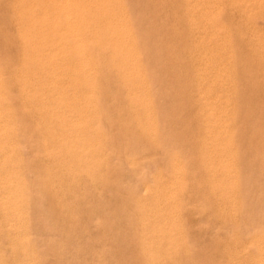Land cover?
<instances>
[{
    "label": "rangeland",
    "instance_id": "obj_1",
    "mask_svg": "<svg viewBox=\"0 0 264 264\" xmlns=\"http://www.w3.org/2000/svg\"><path fill=\"white\" fill-rule=\"evenodd\" d=\"M59 1L63 6L68 3L67 9L60 8L62 6ZM232 1L218 0L214 19L206 24L194 17L192 11L195 7L186 4V0H113V5L115 9L117 8L115 13L118 22L125 24L124 28L129 31L126 41L131 44L129 46H133L130 48L134 59L133 70H130L132 81L128 86L121 71L112 65L110 52L105 46L99 48L91 45L89 50L92 70L87 73L89 70L83 69L76 45L78 30L75 27L77 26L73 24L75 26L71 27L67 23L71 20L69 23L72 25L74 20V23L78 21L80 4L77 2L75 6L76 0L72 6L70 0L66 1L67 3L65 0H0V200H5L3 203L0 201V264H41V262L56 264L57 259H59L57 264H98V262L100 264L104 257L101 264H107L110 259L112 262L110 260L108 264H264V250L261 249L264 247H260V243L262 245L264 243V222L262 224L264 221L262 218L264 217V58H262L264 46H260L264 37L255 34V29L257 32L264 30V20L257 18L259 24L253 23L254 19L252 23H248L246 20L249 18L248 15L243 16L244 10H239H242V6L243 9L248 6L242 3L240 6L238 0H235L234 6L227 7ZM235 10H239V14L243 13L239 16ZM65 11L69 19L65 17ZM56 15L59 18L57 23L52 19H58ZM241 20L242 22L245 20L246 26L245 23L242 25ZM68 27L75 28L76 32L75 30L72 32V29L69 31ZM214 27H219L220 31L212 45L217 49L216 55H223L226 64L230 63L231 70L226 71L229 82L224 90L227 92H224L223 102L217 104L216 108L214 104L207 103L204 108L206 102L203 104V96H209L213 91L210 90L208 82L202 84L200 81L197 73L201 70H197L193 58L199 53L195 46L200 42L209 43ZM60 32L66 37L61 42L62 45L64 43V46L68 47L62 46L60 49L63 50L59 49L65 53L63 55L60 52L62 55L59 57L57 49L60 43L57 44L56 41H61L64 37L60 35L61 40H59ZM73 37L77 39L75 38L74 41ZM54 46L57 48L54 53L59 57L56 59H53L54 53L50 52L53 51ZM65 49H69L67 51L70 53L67 54ZM34 50L43 52L42 56L38 57ZM208 51L210 50H205L204 53L207 54ZM50 53L53 55L51 59ZM53 79L55 82H52ZM196 87L199 90L195 89ZM196 90L202 95L198 96ZM135 97L140 98V101L138 98L137 101L134 100ZM126 102L129 106L125 104ZM220 105L222 107L219 108ZM218 110H224L228 117L221 113L220 118H217ZM214 112L217 114L215 123L219 120L218 124L214 123ZM73 119H76L74 123ZM222 119H228V122ZM28 126L31 128L29 129ZM216 127L219 130L221 128L222 133L221 130L216 131ZM225 128L231 129V132ZM214 131L221 135L216 134V136L215 133L213 135ZM222 134L226 136L225 139L220 137ZM210 136L212 139L218 138L216 144ZM22 139H27L24 142L26 145L22 144ZM44 139L47 143H43ZM206 139L210 142L206 143ZM229 139L232 140V145L225 146ZM218 140L224 143L226 141L225 145ZM141 142L146 143L140 144ZM210 144L214 146L213 150H210L212 148ZM27 146L30 149L27 148L29 151L26 152ZM44 147L49 152H46ZM43 150L46 153H42ZM151 151L157 155L150 153ZM220 152H223V155ZM47 153L52 155L53 160ZM205 153L212 154L208 156ZM23 154H26L25 159ZM33 154L36 156L32 157ZM161 159L162 161H159ZM153 160H156L155 164ZM206 162L208 166H205ZM243 162L248 164L243 166ZM180 163L183 164L180 166ZM177 165L180 168H177ZM230 166L232 168L229 169ZM243 167L245 169H242ZM132 180H136L135 183ZM215 182L216 185L219 183V187ZM169 183L171 186L167 188ZM182 183L185 184L183 187ZM172 185L174 190L170 188ZM177 185H180L179 190ZM168 191L172 197L173 193L177 194L172 198L168 196ZM225 192L228 193L224 194ZM120 193L127 196H121ZM36 194L40 199L35 196ZM250 195L252 198L249 197ZM36 200L38 204L40 203L39 206ZM31 203L32 205L35 203L34 210ZM47 209L55 215L48 214ZM199 212L203 214L199 215ZM35 214L34 219L39 218L38 221L32 219ZM54 218H58L57 221H54ZM64 218L70 223L67 224ZM255 220H259L256 221L257 224ZM233 222L234 225H231ZM172 223L174 226H171ZM58 226L62 227L58 228ZM39 227L43 229V233L40 232L42 236L38 235ZM170 228L173 230L171 231ZM252 231H255V234ZM89 235L93 237L92 241ZM243 235L246 237L243 238ZM46 237L54 240L49 241ZM36 238L40 239V242L36 240L35 243ZM62 238L68 239L66 242H71L72 245L69 246ZM45 240L48 245L44 243ZM48 246L49 249L45 248ZM57 246L60 248L59 251L56 249ZM46 251L51 252V255ZM43 257L49 259L44 260ZM94 258L97 263L94 262Z\"/></svg>",
    "mask_w": 264,
    "mask_h": 264
},
{
    "label": "bare ground",
    "instance_id": "obj_2",
    "mask_svg": "<svg viewBox=\"0 0 264 264\" xmlns=\"http://www.w3.org/2000/svg\"><path fill=\"white\" fill-rule=\"evenodd\" d=\"M53 1V0H52ZM69 2V0H65V3H67V2ZM75 1V0H74ZM73 1V2H74ZM136 1V0H135ZM217 1L218 0H186V4H188V5H193V7H195V10L194 11H192V13H193V15H194V17H196L197 19H198V21H200V22H205L206 24H208L209 22H211V21H213V19H214V13H215V7H217L216 6V4H217ZM235 0H233L231 3H230V5L228 6L227 5V7H232V6H234V4H233V2H234ZM242 1V2H241ZM60 2V3H59ZM58 3L60 4V6H62V7H60V8H63V9H67V6H68V3L66 4V6L64 5H61V1H59ZM70 2H71V0H70ZM73 2H71V6H72V4H73ZM77 2L80 4V10H79V12H78V14H77V17H78V21L76 22V23H74L75 22V20H74V22L72 23V25H70V21L69 22H67L68 23V25L69 26H71V27H73V26H75V25H73V24H76V26L77 27H75V28H77L76 30H78V33H77V38L76 37H73V39H74V41H75V38L77 39V46H78V49H79V51L78 52H80L79 54H80V60H81V64H82V67H83V69L84 70H89V72L87 71V73H90V70H92V61H91V58H90V50H89V48L91 47V45L92 46H97V47H99V48H101V47H103V46H105V47H107L108 48V50H109V52H110V57H111V59H112V61H111V63H112V65L114 66V67H116V69L117 70H120L121 71V74H122V76H123V79H124V81H125V83L128 85V86H130V84H131V81H132V78H131V72H130V70H133V67H132V63H133V58H132V54H131V47H133V46H129V45H131L130 43H127L128 41H126L127 40V37H128V35H129V31L128 30H126L125 28H124V25L122 24V23H120V22H118V16L116 15V13H115V10L117 9H115V7H114V3H113V0H76V2L74 3L75 4V6H76V4H77ZM238 2V5H240V3H242V4H244L245 6H248V7H245L244 9H243V7L244 6H242V10L241 9H239L240 11H243L244 10V13H246V14H244L243 12H241V13H243L242 15L244 16V15H248V17L251 19H247L246 18V20H248V23L250 22V23H252V19H254V21H256V22H254L253 21V23H258V21L256 20L257 18H262L263 20H264V0H238L237 1ZM236 2V3H237ZM57 3V4H58ZM63 3H64V1H63ZM246 3V4H245ZM247 3L249 4V5H247ZM56 4V5H57ZM119 5V4H118ZM187 5V6H188ZM219 5V4H218ZM54 6H55V4H54ZM78 6V5H77ZM236 6H237V4H236ZM241 6V5H240ZM70 7V6H69ZM121 7H122V5H121ZM121 7L119 6V9L121 10ZM126 7H127V5H126ZM134 7V6H133ZM137 7V6H136ZM239 7V6H238ZM237 7V8H238ZM71 8V7H70ZM74 8H76V7H74ZM140 8V7H139ZM234 8V7H233ZM132 9V8H131ZM189 9V8H188ZM221 9V8H220ZM219 9V10H220ZM61 9H59V11H60ZM70 10V9H69ZM192 10H193V8H192ZM218 10V11H219ZM230 10V9H229ZM238 10V11H239ZM135 11H137L136 9H135ZM228 11V10H227ZM233 11V10H232ZM238 11H236L235 10V12L236 13H238ZM239 11V12H240ZM66 12V11H65ZM72 12V11H71ZM139 12V11H138ZM126 12H124V14H125ZM135 13V12H134ZM192 13H190V14H192ZM241 13L239 14V16H241ZM55 14V13H54ZM66 14H67V12L66 13H64V15H65V17H66ZM70 14V13H69ZM131 14H132V10H131ZM139 14V13H138ZM72 15V14H71ZM70 15V16H71ZM76 15V12L74 13V16ZM133 15V14H132ZM136 15H137V13H136ZM59 16V15H58ZM190 16V15H189ZM54 17V16H53ZM56 17H57V15H56ZM55 17V18H56ZM71 17H73V16H71ZM70 17V18H71ZM133 17V16H132ZM136 17V16H135ZM134 17V18H135ZM44 18V17H43ZM58 18V17H57ZM67 19H69L68 17H66ZM192 18V17H191ZM49 18H47V20H48ZM53 19V21H56L55 23H57V20H59V18L58 19H54V18H52ZM73 19L74 18H72V21H73ZM242 19V18H241ZM232 20V19H231ZM245 21V20H244ZM242 22V20H241V22H242V25L245 23V22ZM197 22V21H196ZM196 22H194V25H196L195 23ZM55 23H54V27H55ZM146 24H148L147 22H146ZM259 24V23H258ZM67 25V26H68ZM123 25V26H122ZM136 25H138V24H136ZM58 26H59V24H58ZM212 26V25H211ZM210 26V27H211ZM245 26H246V23H245ZM262 26V25H261ZM264 26V25H263ZM129 27V26H128ZM198 27H200V26H198ZM244 27V26H243ZM34 28V27H33ZM75 28L74 29H72V28H70V27H68V29H69V31H70V29H72V32H73V30H75ZM160 28V27H159ZM41 29H43V28H41ZM56 29H58V27H57V25H56ZM214 29V31L212 32V34L211 33H209V34H211L210 35V41H209V43H203V42H200L198 45H196L195 46V48L197 49V51H199V53H197L195 56H194V58H193V61H194V64H196L197 65V70H201V71H199L197 74L199 75V77H200V81L202 82V84L203 83H207L208 82V84L210 85V90H212L213 91V93L210 95L209 94V96H203V98H202V100H203V104L206 102V104H204V108H205V106L207 105V103H212V105L214 104L215 106H214V108H216L218 105H219V103H221V102H223L222 101V99H223V97H225L224 96V92H227V91H224L225 89H226V84L229 82L228 81V79H229V77L228 76H226L227 75V73H226V71L227 70H231V65H230V63L229 62H227V64H226V59H225V57L223 56V55H216V51H217V49H215L214 47H215V45H212V42H213V40L216 38V37H218V34H219V31H220V29H219V27H214L213 28ZM64 30V29H63ZM76 30H75V32H76ZM209 30H212V28H209ZM247 30V29H246ZM18 31H20L19 29H18ZM62 31V30H61ZM68 31V30H67ZM66 31V32H67ZM68 31V32H69ZM64 32V31H63ZM74 32V33H75ZM192 32V31H191ZM248 32V31H247ZM255 34H258V35H260V36H262V37H264V30H262L261 32H257L256 31V29H255ZM20 32H18V34H19ZM20 35H21V33H20ZM60 35H61V32H60V34H59V37H60ZM133 35V34H132ZM225 35V34H224ZM249 35V34H248ZM36 36V35H35ZM64 35H61V37H63ZM175 36V35H174ZM237 36V35H236ZM58 37V38H59ZM61 37H60V39L59 40H61ZM65 37V36H64ZM63 37V39L61 40V41H56L57 42V44L58 43H60V47L57 49V48H55V46H54V48H53V51H50V52H52V54L55 52V50L57 49L59 52H58V54H60V52L61 53H63V51H60V50H63V49H60V48H62V46H64V43H63V45H62V43L61 42H63L65 39H66V37L64 38ZM70 38H71V36H69ZM68 36H67V38H69ZM26 38V37H25ZM21 40H22V38H20ZM33 39H34V37H33ZM134 39V38H133ZM156 39H157V37H156ZM43 40V39H42ZM53 40V39H52ZM164 40V39H163ZM203 40V39H202ZM224 40V39H223ZM74 41H72L73 43H74ZM66 42H67V40H66ZM131 42V41H130ZM159 42V41H158ZM223 42V41H222ZM261 42H262V44L260 43V46L262 47V46H264V40L262 41L261 40ZM31 44V43H30ZM38 44V43H37ZM46 44V43H45ZM75 44V43H74ZM73 44V45H74ZM42 46V45H41ZM75 46V45H74ZM77 46L75 47V48H77ZM205 46H208V47H205ZM34 47V46H33ZM36 47V46H35ZM34 47V48H35ZM64 47H68L67 45L66 46H64ZM63 47V48H64ZM45 48V51L47 50V46L46 47H44ZM106 48V49H107ZM208 48V49H207ZM50 49V48H49ZM60 49V50H59ZM77 49V50H78ZM160 49H161V47H160ZM67 50H69V49H67ZM66 49H65V51H66V53L68 54V52L69 51H67ZM77 50H76V52H77ZM205 50H210V51H208V53L206 54V53H204V51ZM37 50H34V52L36 53V55L39 57H41L42 56V53H40V52H36ZM64 51V52H65ZM49 52V51H48ZM47 52V53H48ZM137 52H138V50H137ZM203 52V53H202ZM44 53H46V52H44ZM56 53H57V51H56ZM70 53V52H69ZM158 53V52H157ZM188 54V53H187ZM230 54V53H229ZM229 54H227V55H229ZM242 54V53H241ZM253 54V53H252ZM251 54V55H252ZM263 55H264V51H263V53H262ZM62 54H60L59 55V57L61 56ZM63 55H65V53H63ZM36 56V57H37ZM52 56L53 55H51V53H50V59L52 58ZM58 56V55H57ZM56 56V54L54 53V58L53 59H56V58H59V57H57ZM229 57V56H228ZM254 57V56H253ZM101 58V57H100ZM255 58V57H254ZM262 58H264V56L262 57ZM144 59V58H143ZM228 61V60H227ZM239 61V60H238ZM237 61V62H238ZM50 62V61H49ZM48 64V63H47ZM69 65V64H68ZM151 65V64H150ZM73 66V65H72ZM80 67H81V65H80ZM201 67V68H200ZM241 67V66H240ZM243 67V66H242ZM71 68V67H70ZM74 68V67H73ZM153 68V67H152ZM63 69V68H62ZM69 69V68H68ZM64 70V69H63ZM150 70H152V69H150ZM248 70V69H247ZM65 71V70H64ZM73 71V70H72ZM136 71V70H135ZM61 72H62V70H61ZM165 72H166V70H165ZM151 73V72H150ZM60 74H62V73H60ZM135 74V73H134ZM255 74H257V73H255ZM259 75V74H258ZM60 76V75H59ZM58 76V77H59ZM183 76V75H182ZM244 76V75H243ZM69 77V76H68ZM252 77V76H251ZM70 78V77H69ZM72 78V77H71ZM241 78V77H240ZM73 79V78H72ZM138 79V78H137ZM164 79H165V77H164ZM55 79H53L52 80V82H55L54 81ZM186 81V80H185ZM262 81V80H261ZM184 83V82H183ZM191 84V83H190ZM233 84V83H232ZM158 85V84H157ZM52 86H53V84H52ZM190 87V86H189ZM207 87V86H206ZM92 88V87H91ZM153 88H155V87H153ZM152 88V89H153ZM191 88V87H190ZM90 89V88H89ZM158 89H159V87H158ZM180 89V88H179ZM195 89H197V90H199L197 87L195 88ZM205 89H207V88H205ZM73 90V89H72ZM196 90V91H197ZM201 90V89H200ZM101 91V90H100ZM206 91V90H205ZM249 91V90H248ZM24 92V91H23ZM22 92V93H23ZM159 92V91H158ZM193 92V91H192ZM203 92H204V90H203ZM229 92V91H228ZM132 93V92H131ZM160 93V92H159ZM191 93V92H190ZM197 93H199V95L198 96H200V95H202V93H200V92H198L197 91ZM262 93V92H261ZM158 94V93H157ZM189 94V93H188ZM192 94V93H191ZM208 93H206V95H207ZM62 95V94H61ZM235 95H238V94H235ZM2 97H3V95H2ZM134 97V96H133ZM186 97V96H185ZM229 97H231V96H229ZM27 98V97H26ZM110 98V97H109ZM136 98H138V97H135L134 98V100H136ZM196 98V97H195ZM195 98H194V100H195ZM128 99V98H127ZM140 98H138V100H139ZM201 99V98H200ZM60 100H61V98H60ZM59 100V101H60ZM110 100V99H109ZM155 99H153V101H154ZM160 100V99H159ZM225 100V99H224ZM227 100V99H226ZM137 101V100H136ZM140 101V100H139ZM163 101V100H162ZM236 101V100H235ZM58 102V100H56V103ZM142 102V101H141ZM151 102V101H150ZM156 103H157V101H155ZM167 102V101H166ZM225 102H229V101H225ZM21 103V102H20ZM194 103H195V101H194ZM83 104V103H82ZM125 104H127V102L125 103ZM148 104V103H147ZM218 104V105H217ZM17 105H19V104H17ZM160 105V104H159ZM158 105V106H159ZM164 105V104H163ZM193 105V104H192ZM211 104H210V106H212ZM234 105V104H233ZM66 106H67V104H66ZM93 106H94V104H93ZM127 106H129L128 104H127ZM155 106V105H154ZM209 106V107H210ZM249 106V105H248ZM80 107V106H79ZM209 107H207V108H209ZM220 107H222L221 105L219 106V108ZM81 108V107H80ZM86 108V107H85ZM128 108V107H127ZM146 108V107H145ZM159 107H157V109H158ZM164 108V107H163ZM171 108V107H170ZM195 108H197V107H195ZM226 108V107H225ZM72 109V108H71ZM211 109H213V107H211ZM210 109V111L212 112V114H213V111ZM223 109H224V107H223ZM176 110V109H175ZM222 110V109H221ZM20 111V110H19ZM22 111L23 112H25V110H23L22 109ZM158 111V110H157ZM172 111V110H171ZM202 111V110H201ZM209 111V110H208ZM21 112V111H20ZM22 112V113H23ZM54 112H55V110H54ZM61 112V111H60ZM62 112H63V110H62ZM120 112H121V110H120ZM119 112V113H120ZM199 112V111H198ZM210 112V113H211ZM218 112H219V115H217V114H215V112H214V117H215V115H217L216 117L218 118H220V115H222L221 113H224V110L223 111H219L218 110ZM226 112V111H225ZM21 113V114H22ZM56 113V112H55ZM152 113V112H151ZM210 113H209V116L211 117V115H210ZM27 114V113H26ZM69 114V113H68ZM72 114V113H71ZM103 114V113H102ZM228 114V113H227ZM53 115V114H52ZM206 115H208L207 113H206ZM205 115V116H206ZM223 115H226V113H224ZM26 116V115H25ZM26 117H28V116H26ZM105 117V116H104ZM107 117V116H106ZM207 117V116H206ZM214 118V123H215V119H217V118ZM226 118L228 117L227 115L225 116ZM66 118V117H65ZM223 118V117H222ZM63 119V118H62ZM86 119V118H85ZM103 119H105V118H103ZM137 119V118H136ZM204 119H205V117H204ZM209 119V118H208ZM213 119V118H212ZM46 120V119H45ZM74 120H76V119H73L72 120V122L74 121ZM108 120V119H107ZM144 120V119H143ZM222 120H225V121H227L228 122V119L226 120V119H222ZM222 120H220V121H222ZM62 121V120H61ZM80 121V120H79ZM106 121V120H105ZM104 121V122H105ZM201 121V120H200ZM219 120H217V122H218ZM78 122V121H77ZM81 122V121H80ZM83 122V121H82ZM85 123L87 122V121H84ZM133 122H134V119H133ZM160 122V121H159ZM185 122V121H184ZM205 122V121H204ZM213 122V121H212ZM211 122V123H212ZM216 122V123H217ZM227 122H226V127L228 126L227 125ZM230 122V121H229ZM74 123V122H73ZM124 123V122H123ZM206 123V122H205ZM204 123V124H205ZM209 123V122H208ZM214 123H212V124H214ZM215 123V124H216ZM221 123V122H220ZM40 124V123H39ZM39 124H37V125H39ZM43 124V123H42ZM76 124V123H75ZM82 124V123H81ZM136 124V123H135ZM188 124V123H187ZM190 124H192V123H190ZM218 124V123H217ZM225 124V123H224ZM229 124V123H228ZM35 125V124H34ZM49 125H50V123H49ZM105 125H107V124H105ZM203 125V124H202ZM221 125H223V123L221 124ZM29 126H31V125H29ZM28 126V127H29ZM84 126V125H83ZM137 126V125H136ZM219 126V125H218ZM115 127H116V125H115ZM225 127V126H224ZM31 127H29V129H30ZM105 128V127H104ZM106 128H107V126H106ZM220 128V127H219ZM203 129H205V128H203ZM208 129H213V128H208ZM217 129V130H216ZM223 129V128H222ZM227 128H225V130H226ZM152 130V129H151ZM154 130V129H153ZM172 130V129H171ZM214 130V129H213ZM215 130L216 131H218L219 129H218V127H216L215 128ZM220 130H221V128H220ZM220 130H219V132H220ZM231 130V129H230ZM229 129H227V131H230ZM238 130V129H237ZM46 131V130H45ZM184 131V130H183ZM186 131V130H185ZM184 131V132H185ZM189 131V130H188ZM206 131V130H205ZM21 132V131H20ZM32 132V131H31ZM114 132V131H113ZM210 132H212V130L210 131ZM216 133L215 131L213 132V135H214V133H215V135L217 134V135H219L220 133ZM231 132V131H230ZM130 133V132H129ZM221 133H222V130H221ZM21 134V133H20ZM139 134V133H138ZM184 134H186V133H184ZM190 134H191V132H190ZM207 134V133H206ZM167 135V134H166ZM179 135H180V133H179ZM211 135V134H210ZM212 135V136H213ZM216 135V136H217ZM221 135V134H220ZM224 134H222V136H223ZM225 135H226V132H225ZM220 136L221 138H226V136ZM231 135V134H230ZM20 137H21V135H19ZM19 136H17L18 138H19ZM184 136V135H183ZM42 137V136H41ZM140 137V136H139ZM219 137V136H218ZM24 138H26V136L24 137ZM129 138V137H128ZM144 138V137H143ZM181 138H183V137H181ZM210 138H211V136H210ZM224 138V139H225ZM243 138V137H242ZM28 139V138H27ZM27 139H25L26 141H27ZM32 139V138H31ZM41 139V138H40ZM61 139V138H60ZM63 139V138H62ZM145 139V138H144ZM209 139V138H208ZM212 139V138H211ZM217 139L218 138H216V137H214V139H212V141L214 140V144H216L217 143ZM230 139H231V137H230ZM228 140V143H226V141H225V143H226V145H225V143L222 141V140H218L219 142H223L222 144H224L225 146H227V144H229V145H232V140ZM23 140V139H22ZM25 140H23L22 141V144L24 143V142H26ZM69 140V139H68ZM130 141H131V138L129 139ZM183 140V139H182ZM44 141L45 142H43V143H47L46 142V140L44 139ZM123 141H124V139H123ZM126 141H127V139H126ZM153 141V140H152ZM163 141V140H162ZM185 141H186V139H185ZM205 141V140H204ZM230 141V142H229ZM135 142V141H134ZM161 142V141H160ZM202 143H204L203 141H201ZM208 142H210V140L208 141ZM207 142V139H206V143H208ZM216 142V143H215ZM242 142V141H241ZM33 143V142H32ZM62 143V142H61ZM125 143V142H124ZM144 143V142H143ZM142 142L140 143V144H143ZM146 143V142H145ZM144 143V144H145ZM211 143H213V142H211ZM25 145H26V143H24ZM23 144V145H24ZM161 144H162V142H161ZM191 144H192V142H191ZM205 144V143H204ZM20 145H21V143H20ZM20 145H19V147H20ZM28 145V144H27ZM148 145V144H147ZM210 145H212V144H210ZM33 146V145H32ZM43 146H45V145H43ZM71 146V145H70ZM117 146V145H116ZM123 146V145H122ZM141 146V145H140ZM143 147H144V145H142ZM146 146V145H145ZM162 146V145H161ZM182 146V145H181ZM187 146V145H186ZM199 146V145H198ZM207 146V145H206ZM218 146V145H217ZM25 147V146H24ZM30 147V146H29ZM46 148H47V146H45ZM44 147V148H45ZM111 147V146H110ZM114 147V146H113ZM112 147V148H113ZM118 147V146H117ZM127 147V146H126ZM147 147V146H146ZM163 147V146H162ZM174 147V146H173ZM195 147V146H194ZM194 147H193V149H194ZM201 147H203V146H201ZM213 145H212V148L210 149V150H213ZM220 147H221V145H220ZM220 147H219V149H220ZM230 147V146H229ZM21 148H22V145H21ZM28 148V146L25 148V150ZM43 148V149H44ZM45 148V149H46ZM156 148V147H155ZM161 148V147H160ZM188 148V147H187ZM216 148V147H215ZM214 148V149H215ZM236 148V147H235ZM244 148H245V145H244ZM28 149H30V148H28ZM26 150V152L27 151H29V150ZM47 149H49V148H47ZM46 149V150H47ZM50 149H51V146H50ZM114 149H115V147H114ZM113 149V152H115V150ZM154 149V148H153ZM157 149H158V147H157ZM180 149V148H179ZM178 149V150H179ZM218 149V150H219ZM224 149H226L225 147H224ZM242 149V148H241ZM23 150V149H22ZM35 150V149H34ZM52 150V149H51ZM132 150V149H131ZM134 150V149H133ZM136 150V149H135ZM141 150V149H140ZM149 150V149H148ZM152 150V149H151ZM161 150V149H160ZM159 150V151H160ZM198 150H199V148H198ZM197 150V151H198ZM204 150V149H203ZM227 150V149H226ZM250 150V149H249ZM253 150V149H252ZM36 151V150H35ZM34 151V153H36L37 154V152H35ZM118 151H119V149H118ZM117 151V152H118ZM153 151V150H152ZM152 151L150 152V153H152ZM155 151H156V149H155ZM158 151V150H157ZM158 151V152H159ZM191 151V150H190ZM194 151H196V150H194ZM202 151V150H201ZM221 151V150H220ZM222 151H224V150H222ZM237 151V150H236ZM245 151V150H244ZM244 151H243V153H244ZM23 152V151H22ZM46 152H49V150H47ZM46 152H44V150L42 151V153H46ZM51 152V151H50ZM121 152V151H120ZM123 152V151H122ZM179 152V151H178ZM207 152H209L208 150H207ZM215 152V151H214ZM218 152V151H217ZM225 152V151H224ZM253 152V151H252ZM41 153V155H44V154H42ZM116 153V152H115ZM137 153V152H136ZM135 153V154H136ZM140 154H141V152H139ZM154 153V152H153ZM152 153V154H153ZM159 153H161V152H159ZM184 153V152H183ZM193 153V152H192ZM195 153V155H196V152H194ZM200 153V151L198 152V154ZM204 153V152H203ZM221 154L223 153V152H220ZM49 153H47V155H48ZM50 154H52V153H50ZM54 154V153H53ZM111 154V153H110ZM117 154H119L120 155V153H117ZM138 154V153H137ZM156 153H154V155H155ZM189 154V153H188ZM212 154V153H211ZM211 154H209V155H211ZM221 154H219V155H221ZM227 154V153H226ZM245 154V153H244ZM258 154V153H257ZM26 155V154H25ZM24 154H23V158H24V156H25ZM28 155V154H27ZM134 155V154H133ZM142 155V154H141ZM153 155V156H154ZM157 155V154H156ZM163 155V154H162ZM203 155V154H202ZM205 155H208V154H206L205 153ZM204 155V156H205ZM208 155V156H209ZM223 155V154H222ZM242 155V154H241ZM247 155V154H246ZM252 155V153L250 154V156ZM14 156V155H13ZM30 156H31V152H30ZM34 156V154L32 155V157ZM36 156V155H35ZM34 156V157H35ZM50 158H52L50 155H48ZM58 156V155H57ZM121 156V155H120ZM127 156H128V153H127ZM136 156V155H135ZM150 156H152V155H150ZM161 156V155H160ZM191 156H192V154H191ZM225 156V155H224ZM249 156V155H248ZM45 157H47V156H45ZM44 157V158H45ZM117 157V156H116ZM122 157V156H121ZM142 158H144V156H141ZM148 156H146V158H147ZM203 157V156H202ZM216 156L214 155V158H215ZM218 157H220V156H218ZM221 157H223V156H221ZM242 157V156H241ZM28 158V157H27ZM30 158V157H29ZM37 158V157H36ZM39 158V157H38ZM101 158H103V157H101ZM123 158H124V156H123ZM156 158H159V157H157L156 156ZM161 158V157H160ZM171 158V157H170ZM175 158V157H174ZM240 158V157H239ZM245 158V157H244ZM249 158V157H248ZM251 158V157H250ZM25 159V158H24ZM112 159H113V157H112ZM116 159V158H115ZM216 159V158H215ZM226 159V158H225ZM255 159V158H254ZM258 159V158H257ZM256 159V160H257ZM36 160V159H35ZM52 160H53V158H52ZM85 160V159H84ZM83 160V161H84ZM139 160H142V159H139ZM150 160V159H149ZM157 160V159H156ZM155 160V161H156ZM174 160V159H173ZM218 160H220V159H218ZM218 160H217V162H218ZM221 160H223V159H221ZM255 160V161H256ZM23 161V160H22ZM25 161V160H24ZM27 161H30V160H28L27 159ZM82 161V162H83ZM86 161V160H85ZM117 161V160H116ZM123 161V160H122ZM154 160H153V162H154V164L156 163ZM159 161H162V159L161 160H159ZM163 161H165V160H163ZM170 161V160H169ZM175 161V160H174ZM173 161V162H174ZM190 161H192V160H190ZM230 161V160H229ZM240 161V160H239ZM241 161H244V160H241ZM249 161V160H248ZM114 162V161H113ZM125 162V161H124ZM166 162V161H165ZM225 162L227 163V161L225 160ZM233 162V161H232ZM250 162V161H249ZM19 163V162H18ZM26 163V162H25ZM72 163V162H71ZM148 163V162H147ZM146 163V164H147ZM161 163V162H160ZM177 164H178V162H176ZM209 163V162H208ZM22 164H23V162H22ZM111 164H113V163H111ZM150 164V163H149ZM149 164L147 165V166H149ZM151 164H153V163H151ZM154 164H153V166H154ZM162 164V163H161ZM183 163H180V166L182 165ZM202 164V163H201ZM220 164H222V163H220ZM244 164H248V163H245V162H243V166H244ZM250 164V163H249ZM258 164V163H257ZM92 165V164H91ZM124 165V164H123ZM175 165V164H174ZM207 165V162H206V164H205V166ZM218 165V164H217ZM228 165V164H227ZM239 165H240V162H239ZM252 165V164H251ZM45 166V165H44ZM89 166V165H88ZM116 166V165H115ZM120 166V165H119ZM125 166V165H124ZM127 166V165H126ZM145 166V165H144ZM157 167L159 166V165H156ZM155 166V167H156ZM162 166H164V165H162ZM178 166V165H177ZM208 166V165H207ZM28 167V166H27ZM128 167V166H127ZM152 167V166H151ZM151 167H149V168H151ZM161 167V166H160ZM165 167V166H164ZM163 167V168H164ZM172 167H174L173 165H172ZM209 167H210V165H209ZM218 167V166H217ZM234 167V166H233ZM241 167V166H240ZM74 168V167H73ZM129 168H130V166H129ZM166 168V167H165ZM169 168V167H168ZM177 168H180L179 166L177 167ZM176 168V169H177ZM223 168V167H222ZM230 168H232L231 166L229 167V169ZM249 168V167H248ZM251 168H252V166H251ZM126 169V168H125ZM146 169V168H145ZM153 169V168H152ZM172 169V168H171ZM173 169H175V168H173ZM220 169V168H219ZM229 169H227V170H229ZM242 169H245L244 167L242 168ZM257 169V168H256ZM147 170H148V168H147ZM178 170V169H177ZM189 170H191V168L189 169ZM233 170H234V168H233ZM261 170V169H260ZM26 171H27V169H26ZM129 171V170H128ZM169 171H170V168H169ZM195 171V170H194ZM221 171V170H220ZM243 171V170H242ZM247 171V170H246ZM33 172V171H32ZM130 172V171H129ZM162 172V171H161ZM173 171H171V173H172ZM174 172H176V170L174 171ZM196 172V171H195ZM251 172V171H250ZM29 173H30V171H29ZM85 173V172H84ZM130 173H133V172H130ZM166 173V172H165ZM171 173H169V174H171ZM179 172L177 171V174H178ZM211 173V172H210ZM209 173V174H210ZM215 173V172H214ZM229 173H230V171H229ZM228 173V174H229ZM234 173V172H233ZM252 173V172H251ZM257 173V172H256ZM33 174H34V172H33ZM49 174V173H48ZM135 174V173H134ZM166 174H168V172L166 173ZM168 174V175H169ZM174 174V173H173ZM172 174V175H173ZM189 174V173H188ZM193 174H194V172H193ZM27 175H29V174H27ZM130 175V174H129ZM131 175H133V174H131ZM171 175V176H172ZM174 175H176V173L174 174ZM180 175H182V174H180ZM190 175V174H189ZM247 175H249V174H247ZM34 176H35V174H34ZM136 176V175H135ZM166 176V175H165ZM179 176V175H178ZM231 176H233L232 175V173H231ZM237 176V175H236ZM242 176H244V175H242ZM252 176V175H251ZM22 177V176H21ZM32 177V176H31ZM132 177V176H131ZM161 177H163V175L161 176ZM167 177V176H166ZM194 176H192V178H193ZM228 177V176H227ZM127 177H125V179H126ZM133 178V177H132ZM167 178H169V177H167ZM32 179H33V177H32ZM83 179V178H82ZM135 179V178H134ZM184 179V178H183ZM186 179V178H185ZM218 179H220V178H218ZM37 180V179H36ZM128 180H130V179H128ZM178 180V179H177ZM187 180V179H186ZM193 180V179H192ZM29 181H30V178H29ZM28 181V182H29ZM135 181L136 180H132V182L133 183H135ZM166 181V180H165ZM175 181H176V179H175ZM196 181V180H195ZM208 181H209V179H208ZM212 181H214V180H212ZM217 181V180H216ZM221 181V180H220ZM242 181H243V179H242ZM260 181V180H259ZM128 182V181H127ZM130 183H131V181H129ZM143 182V181H142ZM248 182V181H247ZM251 182V181H250ZM256 182V181H255ZM33 183L35 184V182L33 181ZM43 182L41 181V184H42ZM117 183V182H116ZM171 183H173V182H171ZM171 183H169L168 184V187L167 188H169V186H171ZM179 183H181V182H179ZM196 183V182H195ZM199 183V182H198ZM212 183V182H211ZM214 183V182H213ZM233 183V182H232ZM244 183V182H243ZM30 184H32V182L30 181ZM39 184V183H38ZM37 184V185H38ZM77 184V183H76ZM163 184V183H162ZM178 184V183H177ZM46 185V184H45ZM120 185V184H119ZM118 185V186H119ZM128 186H129V184H127ZM156 185V184H155ZM183 185H185V184H183L182 183V187H183ZM191 185V184H190ZM215 185H216V182H215ZM222 185V184H221ZM220 185V186H221ZM35 186H36V184H35ZM53 186V185H52ZM51 186V187H52ZM55 186V185H54ZM123 186V185H122ZM128 186L126 187V188H128ZM174 186H176V185H174ZM180 186V185H179ZM178 185H177V189H178V187H179ZM187 186V185H186ZM208 186V185H207ZM211 186H212V184H211ZM216 186H218L219 187V183H217V185ZM230 186V185H229ZM247 186V185H246ZM257 186V185H256ZM32 187V186H31ZM44 187V186H43ZM49 187V186H48ZM130 187V186H129ZM138 187V186H137ZM141 187V186H140ZM146 187V186H145ZM160 187V186H159ZM165 187V186H164ZM181 187V188H182ZM228 187V186H227ZM42 188V187H41ZM123 188V187H122ZM144 188V187H143ZM172 190H174V187H173V185H172V187H170ZM209 188V187H208ZM222 188V187H221ZM224 188H225V186H224ZM230 188V190H231V186L229 187ZM32 188H30V190H31ZM33 189L35 190V188H34V185H33ZM37 189H38V187H37ZM53 189V188H52ZM69 189V188H68ZM149 189V188H148ZM147 189V190H148ZM151 189V188H150ZM166 189V188H165ZM179 189H180V187H179ZM178 189V190H179ZM190 189V188H189ZM188 189V190H189ZM228 189V188H227ZM262 189V188H261ZM142 190H144V189H142ZM168 190V189H167ZM166 190V191H167ZM176 190V189H175ZM186 190V189H185ZM207 190V189H206ZM253 190V189H252ZM31 191H33V190H31ZM30 191V192H31ZM127 191V190H126ZM133 191V190H132ZM170 191V190H169ZM168 191V192H169ZM210 191V190H209ZM222 191V190H221ZM225 191V190H224ZM243 191V190H242ZM254 191V190H253ZM47 192V191H46ZM71 192V191H70ZM74 192V191H73ZM72 192V193H73ZM124 192H125V190H124ZM138 192V191H137ZM143 192V191H142ZM171 192V191H170ZM170 192H169V194H168V196L170 195H172V194H170ZM173 192V191H172ZM182 192V189L180 190V193ZM229 192V191H228ZM228 192H225L224 194H227ZM231 192H233V191H231ZM256 192V191H255ZM6 193V192H5ZM5 193H4V195H5ZM32 193V192H31ZM41 193H43V191L41 190ZM55 193V192H54ZM117 193H118V191H117ZM139 193V192H138ZM207 193V192H206ZM244 193V192H243ZM252 193V192H251ZM257 193V192H256ZM255 193V194H256ZM63 194V193H62ZM121 194V196H127V195H125V194H123L122 195V193H120ZM145 194V193H144ZM177 194V193H176ZM176 194L175 193H173V197H175L176 196ZM248 194V193H247ZM3 195V194H2ZM10 195H12V194H10ZM72 195V194H71ZM164 196L166 195V194H163ZM175 195V196H174ZM253 195V194H252ZM31 196H33V194L31 195ZM35 196H38L37 194L35 195ZM50 196V195H49ZM55 196V195H54ZM168 196H166V198L168 197ZM178 196V195H177ZM183 196V195H182ZM181 196V197H182ZM255 196V195H254ZM256 196H257V194H256ZM256 196H255V198H256ZM2 197V196H1ZM39 197V196H38ZM48 197V196H47ZM51 197V196H50ZM129 197V196H128ZM172 197V196H171ZM172 197V198H173ZM181 197H179V198H181ZM187 197H188V193H187ZM249 197H251V195L249 196ZM4 198V197H3ZM33 198H35V197H33ZM156 198V197H155ZM168 198H170V197H168ZM182 198H184V197H182ZM181 198V199H182ZM186 198V197H185ZM190 198V197H189ZM209 198H210V196H209ZM213 198V197H212ZM245 198V197H244ZM244 198H242V200L244 199ZM252 198V197H251ZM251 198H249V200L251 199ZM261 198H262V196H261ZM7 199V198H6ZM36 199V198H35ZM34 199V200H35ZM38 199H40V197L38 198ZM130 199H131V197H130ZM129 199V200H130ZM163 199V198H162ZM202 199V198H201ZM16 200V199H15ZM34 200L32 201V202H34ZM123 200V199H122ZM186 200V199H185ZM256 200V199H255ZM263 200V199H262ZM2 203H3V201H5V200H0ZM13 201V200H12ZM37 201L38 200H36L35 202L37 203ZM49 201H50V199H49ZM93 201V200H92ZM110 201V200H109ZM127 201V200H126ZM131 201V200H130ZM165 201V200H164ZM172 201V200H171ZM254 201V200H253ZM51 202V201H50ZM132 202V201H131ZM143 202V201H142ZM172 202H174V200L172 201ZM251 202V201H250ZM254 202H257V201H254ZM41 203H42V201H41ZM52 203V202H51ZM58 203V202H57ZM119 203H120V201H119ZM123 203V202H122ZM127 203H128V201H127ZM175 203V202H174ZM177 203V202H176ZM179 203V202H178ZM209 203V202H208ZM240 203V202H239ZM264 203V202H263ZM38 204V203H37ZM40 204V203H39ZM39 204H38V206H39ZM43 204V203H42ZM53 204V203H52ZM61 204V203H60ZM89 204V203H88ZM94 204V203H93ZM115 204V203H114ZM169 203H167V205H168ZM173 204V203H172ZM246 204V203H245ZM255 204V203H254ZM4 205V204H3ZM31 205H32V203H31ZM35 205V203H33V205H32V207ZM44 205V204H43ZM56 205V204H55ZM83 205V204H82ZM129 205V204H128ZM133 205H134V203H133ZM179 205V204H178ZM178 205H177V208H178ZM207 205V204H206ZM78 206V205H77ZM117 207H118V205H116ZM123 206V205H122ZM135 206V205H134ZM161 206V205H160ZM171 206H173V205H171ZM176 206V205H175ZM174 206V207H175ZM188 206V205H187ZM191 206V205H190ZM189 206V207H190ZM248 206H249V202H248ZM254 206V205H253ZM257 206V205H256ZM255 206V207H256ZM260 206H261V204H260ZM260 206H259V208H260ZM41 207V206H40ZM52 207V206H51ZM50 207V208H51ZM56 207V206H55ZM210 207V206H209ZM263 206H261V208H262ZM13 208V207H12ZM45 208V207H44ZM58 208L59 207H57V211H58V213H59V210H58ZM248 208V207H247ZM250 208H251V205H250ZM249 208V209H250ZM33 210H34V207L32 208ZM36 209H39V208H36ZM42 209V208H41ZM52 209V208H51ZM83 209H85V208H83ZM138 209H139V207H138ZM207 209V208H206ZM252 209V208H251ZM264 209V208H263ZM53 210V209H52ZM72 210V209H71ZM170 211H171V209H169ZM211 210V209H210ZM213 210V209H212ZM260 210V209H259ZM17 211V210H16ZM32 211V210H31ZM46 211H48L47 213L49 214L50 213V211H49V209H47ZM54 211H55V208H54ZM81 211V210H80ZM188 211V210H187ZM186 210H185V212H187ZM195 211V210H194ZM197 211H199V209H197ZM201 211V210H200ZM251 211V210H250ZM255 211V210H254ZM256 211H258V210H256ZM261 211V210H260ZM36 212V211H35ZM34 212V213H35ZM65 212V211H64ZM69 212V211H68ZM76 212V211H75ZM97 213H98V211H96ZM246 212V211H245ZM43 212H41V214H42ZM57 213V212H56ZM66 213V212H65ZM190 213V212H189ZM193 213V212H192ZM220 213H222V212H220ZM227 213V212H226ZM241 213V212H240ZM247 213H249V211L247 212ZM250 213H253V212H250ZM258 213V212H257ZM257 213H256V215H257ZM263 213H264V211H263ZM32 214V213H31ZM52 214H54V213H50V215H52ZM72 214V213H71ZM81 214V213H80ZM186 215H188V213H185ZM201 214H203V213H201ZM200 214V212H199V215H201ZM254 214V213H253ZM260 214H261V212H260ZM1 215V214H0ZM50 215H49V218L51 219L52 217H50ZM55 215V214H54ZM58 214H56V216H57ZM59 215H60V213H59ZM174 215V214H173ZM205 215V214H204ZM209 215V214H208ZM246 215V214H245ZM251 215V214H250ZM19 216V215H18ZM33 216V215H32ZM36 216V214L33 216V218L32 219H34V217ZM41 216H43V215H41ZM68 216V215H67ZM66 216V217H67ZM174 216H176V215H174ZM180 216V215H179ZM190 216H191V214H190ZM241 216H243V215H241ZM264 216V215H263ZM30 217V216H29ZM44 217V216H43ZM42 217V218H43ZM58 218H59V216H57ZM89 217V216H88ZM87 217V218H88ZM169 217V216H168ZM245 217V216H244ZM253 217V216H252ZM57 218V219H58ZM62 218V217H61ZM69 219H70V216L68 217ZM68 218H67V220H68ZM86 218V219H87ZM194 218V217H193ZM199 218V217H198ZM247 218V217H246ZM250 218V217H249ZM256 218V217H255ZM260 218H261V216H260ZM262 218H264V217H262ZM31 219V220H32ZM35 219H37L36 221H38V219L39 218H35ZM34 219V220H35ZM44 219V218H43ZM49 219V220H50ZM57 219L56 218H54V221L56 220L57 221ZM78 219H79V217H78ZM81 219V218H80ZM188 219V218H187ZM190 219H192V216H191V218ZM219 219V218H218ZM245 219V218H244ZM252 219H254V218H252ZM252 219H251V221H252ZM257 219H258V217H257ZM34 220H32L33 222H34ZM64 220H65V218H64ZM99 220H101V219H99ZM98 220V221H99ZM104 220V219H103ZM172 220V219H171ZM223 220V219H222ZM231 220V219H230ZM260 220V219H259ZM259 220H255V224H257L256 223V221H259ZM264 220V219H263ZM17 221H19V219L17 220ZM42 221V220H41ZM53 221V220H52ZM59 221H60V219H59ZM66 221V220H65ZM69 221V220H68ZM68 221H66L67 222V224L68 223H70V222H68ZM71 221V220H70ZM80 221V220H79ZM97 221V220H96ZM167 221V220H166ZM175 221V220H174ZM243 221V220H242ZM251 221H249V222H251ZM45 222V221H44ZM65 222V223H66ZM219 222H221V221H219ZM228 222H230V221H228ZM263 222L264 221H262V224H263ZM46 223V222H45ZM54 223V222H53ZM242 223V222H241ZM244 223V222H243ZM252 223H253V221H252ZM252 223H251V225H252ZM35 224H37V222L35 223ZM38 224L40 225V223L38 222ZM42 224V223H41ZM54 224H56V223H54ZM61 224V223H60ZM59 224V225H60ZM66 224V225H67ZM100 224H102L101 223V221H100ZM171 223H169V225H170ZM173 224V223H172ZM254 224V223H253ZM260 224V223H259ZM14 225V224H13ZM21 225V224H20ZM39 225H35V226H39ZM46 225V224H45ZM62 225V224H61ZM168 225V226H169ZM231 225H234V222H233V224H231ZM166 226V225H165ZM171 226H174V224L173 225H171ZM246 226H247V224H246ZM253 226V225H252ZM251 226V227H252ZM60 227H62V226H60ZM59 226H58V228H60ZM137 227H138V225H137ZM176 227V226H175ZM226 227L228 228V226L226 225ZM243 228H244V226H242ZM249 228H250V226H248ZM247 227V228H248ZM232 228V227H231ZM233 228H235V227H233ZM248 228V229H249ZM33 229V228H32ZM37 229V228H36ZM40 229V227L38 228V231H39V236H42V233H43V229L41 230H39ZM63 229V228H62ZM159 229H161L160 227H159ZM171 229V228H170ZM245 229V228H244ZM255 228H253V230H254ZM103 230V229H102ZM102 230H101V232H102ZM173 229H171V231H172ZM231 230V229H230ZM34 231V230H33ZM36 231V230H35ZM34 231V232H35ZM42 231V233L40 234V232ZM61 231V230H60ZM99 230L97 229V232H98ZM243 231V230H242ZM245 231V230H244ZM46 232V231H45ZM62 232V231H61ZM247 232V231H246ZM248 232H249V230H248ZM253 232V231H252ZM255 232V231H254ZM253 232V233H254ZM60 233V232H59ZM99 233V232H98ZM105 233V232H104ZM182 233V232H181ZM232 233V232H231ZM244 234H246L245 232H243ZM242 233V234H243ZM256 233H257V231H256ZM45 235H46V233H44ZM53 234V233H52ZM52 234H50V235H52ZM96 234V233H95ZM100 234V233H99ZM145 234V233H144ZM171 234V233H170ZM241 234V235H242ZM247 234H249L250 235V233H247ZM255 234V233H254ZM63 235H64V233H63ZM62 235V236H63ZM98 235V234H97ZM173 235V234H172ZM182 235V234H181ZM32 236V235H31ZM37 235H35V237H36ZM48 236V235H47ZM54 236H55V233H54ZM59 236H61V235H59ZM90 236V235H89ZM180 236V235H179ZM240 236V235H239ZM33 237V236H32ZM44 237V236H43ZM49 237V236H48ZM48 237H46V239H48L49 240V238ZM53 237V236H52ZM91 237V236H90ZM89 237V238H90ZM170 237V236H169ZM246 237V235L244 236L243 235V238H245ZM34 238V237H33ZM59 238V237H58ZM92 238L93 237H91V241H92ZM178 238V237H177ZM38 238H36L35 239V243H36V240H37ZM51 239V238H50ZM63 239V238H62ZM62 239H60V241L62 240ZM66 239V238H65ZM168 239H170V238H168ZM258 239V238H257ZM34 240V239H33ZM40 240V239H39ZM39 240H37V241H39ZM54 240V239H53ZM53 240H49V241H53ZM64 240V239H63ZM62 240V241H63ZM68 240V239H67ZM67 240H64L65 242L67 241ZM95 240V239H94ZM104 240V239H103ZM243 240V239H242ZM264 240V239H263ZM42 241H44V239L42 240ZM41 241V242H42ZM47 240H45V244H47V242H46ZM173 241V240H172ZM40 242V241H39ZM38 242V243H39ZM57 242V241H56ZM95 242V241H94ZM102 242V241H101ZM143 242V241H142ZM243 242V241H242ZM244 242H246V241H244ZM3 243V242H2ZM33 243V242H32ZM52 243V242H51ZM50 243V244H51ZM67 243V242H66ZM71 242H68L67 244H69V246L70 245H72V244H70ZM149 243V242H148ZM169 243V242H168ZM249 243V242H248ZM5 244V243H4ZM98 244V243H97ZM101 244V243H100ZM143 244V243H142ZM141 244V245H142ZM146 244V243H145ZM261 244V246L260 247H264V243H263V245H262V243H260ZM38 245V244H37ZM48 245V244H47ZM52 245H54V244H52ZM57 245V244H56ZM55 245V246H56ZM65 245V244H64ZM85 245H86V243H85ZM147 245V244H146ZM169 245V244H168ZM4 246V245H3ZM40 246V245H39ZM45 246V245H44ZM43 246V247H44ZM49 246H51V245H49ZM45 247V248H50V247ZM59 246V245H58ZM57 246V247H58ZM68 246V245H67ZM68 246V247H69ZM77 246V245H76ZM87 246V245H86ZM100 246V245H99ZM169 246H171V245H169ZM168 246V247H169ZM56 247V249L59 251V247L57 248ZM68 247H67V251H68ZM107 247V246H106ZM143 247H145V246H143ZM173 246H171V248H172ZM244 247V246H243ZM39 248V247H38ZM41 248V247H40ZM76 247H74V249H75ZM181 248V247H180ZM53 249V248H52ZM55 249V250H56ZM99 249V248H98ZM110 249V247L108 248V250ZM258 249V248H257ZM256 249V250H257ZM262 250H264L263 248H261ZM38 250V249H37ZM45 250V249H44ZM71 250V249H70ZM73 250V249H72ZM71 250V251H72ZM97 250V249H96ZM103 250V249H102ZM148 250H149V248H148ZM162 250V249H161ZM175 250V249H174ZM228 250V249H227ZM238 250V249H237ZM252 250V249H251ZM262 250L260 251V252H262ZM11 251V250H10ZM42 251V250H41ZM165 251V250H164ZM186 251V250H185ZM242 251H244L243 249H242ZM46 252H48L49 254L51 253V252H49V251H46ZM64 252V251H63ZM142 252V251H141ZM9 253V252H8ZM56 253V252H55ZM71 253V252H70ZM144 253V252H143ZM183 253V252H182ZM236 253H238V252H236ZM245 253H247V252H245ZM31 254V253H30ZM45 254V253H44ZM48 254V255H49ZM57 254V253H56ZM181 254V253H180ZM256 254V253H255ZM264 254V253H263ZM51 255V254H50ZM58 255V254H57ZM182 255H185V254H182ZM42 256H44L43 254H42ZM46 256H47V254H46ZM101 256V255H100ZM177 256V255H176ZM175 256V257H176ZM260 256H262V255H260ZM65 257V256H64ZM70 257V256H69ZM91 257H92V255H91ZM136 257V256H135ZM180 257H182L181 255H180ZM186 257V256H185ZM263 257V256H262ZM261 257V258H262ZM44 258V257H43ZM53 258V257H52ZM96 258V257H95ZM94 258V262L95 263H97L98 261L96 260ZM105 258V257H104ZM104 258H102V260L104 259ZM183 258H184V256H183ZM223 258V257H222ZM47 258H44V260H46ZM48 259H49V257H48ZM47 259V260H48ZM99 259V258H98ZM186 259V258H185ZM230 259V258H229ZM260 259V258H259ZM27 260H29V259H27ZM43 260V261H44ZM58 260L59 259H57V263H58ZM61 260V259H60ZM68 260V259H67ZM102 260H101V262H102ZM111 260V259H110ZM110 260H109V262H110ZM63 261H65V260H63ZM123 261H125V260H123ZM169 261V260H168ZM229 261V260H228ZM228 261H226V262H228ZM258 261V260H257ZM263 261V260H262ZM59 262H61V261H59ZM101 262H100V264H101ZM108 262V263H109ZM111 262H112V260H111ZM156 262V261H155ZM245 262V261H244ZM45 263V262H44ZM56 263V264H57ZM61 263H63V262H61ZM69 263V262H68ZM107 263V264H108ZM148 263V262H147ZM184 263H185V260H184ZM191 263V262H190ZM41 264H42V262H41ZM48 264H50V263H48ZM51 264H53V262H51ZM65 264V263H64ZM67 264V263H66ZM98 264H99V262H98ZM183 264V263H182ZM232 264V263H231Z\"/></svg>",
    "mask_w": 264,
    "mask_h": 264
}]
</instances>
